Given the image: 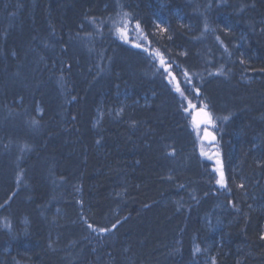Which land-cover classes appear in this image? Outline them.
<instances>
[{"label": "trees", "instance_id": "16d2710c", "mask_svg": "<svg viewBox=\"0 0 264 264\" xmlns=\"http://www.w3.org/2000/svg\"><path fill=\"white\" fill-rule=\"evenodd\" d=\"M124 12L133 23L122 38L116 28L124 26ZM11 19L17 24L5 23ZM22 20L36 31L29 34ZM261 31L264 0H0V110L20 114L12 122L17 129L0 118V156L7 159L0 162V264H181L193 236L206 229L202 218L225 201L217 194L232 193L230 173H262L245 161L258 137L251 123L263 116L264 81L252 90L237 84L246 64L264 65ZM239 34L249 45L239 44L245 62L238 66L228 53ZM221 66L225 74H215ZM120 86L135 90L142 104L131 107L137 112L123 105L124 115H105L108 131L96 134V111L118 106ZM33 96L45 103L44 122L27 106ZM189 101L196 111L207 104L214 118L226 188L216 183L220 165L203 150ZM33 121L35 132L21 128ZM41 123L69 135L52 138L61 132L42 133ZM152 128L161 142L145 141ZM28 135L30 153L4 152L9 139ZM230 209L227 223L187 264H205L208 251L217 264H264V209L237 202ZM94 240L108 243L96 250Z\"/></svg>", "mask_w": 264, "mask_h": 264}, {"label": "bare ground", "instance_id": "6f19581e", "mask_svg": "<svg viewBox=\"0 0 264 264\" xmlns=\"http://www.w3.org/2000/svg\"><path fill=\"white\" fill-rule=\"evenodd\" d=\"M107 1L109 2L110 0H107ZM7 14H9V12H7ZM229 15H230V11L226 12L225 16L222 17V22H226L227 21V17ZM12 20L13 19H11L10 21L9 20H5V23L8 24L10 22L11 26L16 25L17 24L16 21L15 20L12 21ZM19 26L25 27L26 29H29V31L27 30L29 32V34H32L33 32L36 31V26H33V24H31L30 21H28V23H27V20L26 21L25 20L20 21ZM9 31L13 34L12 37H17L18 36L17 28L10 27ZM38 36L40 37L39 40H41V38H43L41 31L39 32ZM242 49H243V47L239 46L238 48H236V49L234 48L233 50H231L228 53V55L232 59L231 60V64L236 63V64H238V66L244 64V63H241V60H243V59H240V57H238V54L240 53V50H242ZM221 50L222 49H219L218 51H221ZM233 51H235L234 54H232ZM219 54H221V53L219 52ZM13 55H14L13 59L17 60L18 52L17 51H13ZM257 66L259 68H257L256 66H253V65H247L246 64V66H244V68L238 73V78H237L238 83L237 84L238 85L241 84V85L247 86L246 89L252 90L259 83L263 82L264 81V65H257ZM160 90H165V89H160ZM33 98H34V96L31 97V99H33ZM113 98L115 99L114 96H113ZM174 99H176L175 96L170 93V99L169 100L172 101ZM43 103L41 102L40 98H35V99L29 101L27 106L28 107L31 106V110L34 112V114L37 115L39 118H42V116L46 117V115H47V110H46V107L44 108ZM118 103L119 102L117 100V104ZM141 104H142V101H141V99H139L137 97L136 91L135 90L130 91V96L125 100L124 105H127L131 111L135 112L136 109L131 108V107H133L135 105H139L140 106ZM118 108L120 110H118ZM118 108H117V106H114V109L106 107V106L105 107H98L99 110L96 111V114H95V117H94L95 123L92 126L93 132H95L96 134H98L99 132H100L99 134H105L108 131V128L104 130V126H102V124H101V121H103V118H104L105 115H106V117H111V112L114 115L118 114V112H119L120 116H122V115H124L127 112V108L122 109V111H121V108H123V106H121V108L120 107H118ZM244 109H246V108H242V110H244ZM260 110H261V112H259V114L263 113V116H260L259 114H257L256 113L257 110H246L244 112V113H249V114H255L256 113L257 116L258 115L260 116V117L256 118L255 122L251 123V125H254V127L250 128V134L252 136V133H253V136H258V137L253 142V145H252L253 146L252 147L253 151L249 152V154H248L249 155V157H248L249 159L247 161H245V164H247V162L248 163L253 162L258 169L262 170V173L260 175H258L257 177H252L248 173V171H244L245 170L244 167L241 168V170L238 169V168H235V171L233 173H230V185H233V189H231L232 193L231 194L223 193L221 195V193L219 192L217 194L218 199H220V197H222V199H225L223 204L227 207V210H229L230 207L232 206V204H234L236 202L237 203H243V204L247 203V206H248V204H249L248 201H252V200L255 201V200L259 199L260 197H262L261 194L264 191V159L261 158L260 154L255 152L257 150H262V152L264 154V143H260V141L264 142V135L260 136V135L254 134L257 131H259L261 129H264V109H260ZM19 115H20L19 112L17 110H14V109L13 110H0V118H3L5 120H7V121H5L3 123L8 125L12 129H15L17 127V126H14L12 124V122H14L16 117H18ZM40 120H43V122H44L46 120V118H42ZM24 123H27V122L24 121ZM258 123L262 124V125H260L261 127L258 126ZM33 124L34 123L32 122V125H30V126L22 125L21 128L23 130H29L32 133L33 129H31V126H33ZM37 126L40 127L41 130L43 129L42 133H44V129H47V131H53V132L58 131V132H61L62 136H59V135L55 134L54 137H52V138H58V137H61V138L64 137L65 138L66 136L69 135L68 134L69 131H67V129H57V127L54 126L53 124H50L49 125L50 127L49 126H45L42 123L40 125H37ZM258 127L260 129H257ZM21 128H19L18 130L22 131ZM33 132H35V130ZM30 135H28L27 138L22 137L21 139H15V138L9 139L12 143L8 144V149L6 151H4V152L9 155L11 153H16V151L18 153H20L21 149H22V152H23L24 155L26 154L27 151H28V153H30V151L32 149H31V146L28 143L27 139H29L32 143H34L31 140V136ZM159 136H160V134L158 133V131L156 129L152 128L151 130H149L148 135L145 136V141H148V139H149V141L159 140L161 142L162 140L160 139ZM257 141L259 143L257 145H255V143ZM25 145H27V147H25ZM147 147H149V149H150L149 145H147ZM3 157H4L3 155L0 156V162H2V163H5V161L7 162V159L4 158V160H3ZM171 180L175 181L173 179H171ZM241 184L243 185V187H240ZM214 190H216V188H214ZM216 210H218V207H214L210 214H207L206 216H204L202 218V222H203V224H204L206 229L202 228L201 233H199V235L197 234V236H193L192 251H190V253L185 256V259H184V261H182V263L187 264V261H189V260L192 261L193 260V257H194L195 254L197 255V254L203 252L204 250H202L201 245L205 241H208L209 237L211 236V233H215L217 231V227H216V224H215V219H216L215 211ZM212 221H214V222H212ZM226 221L227 220H225V219H221V221H220V222H222L221 225H224V223ZM21 230L24 233L23 235L26 236L27 235L26 232L28 230V225L26 223L22 222ZM94 241L98 242V243H95V245L92 247L93 249H96V250H99L101 247H104L108 243V242L99 243L100 241H97V240H94ZM197 247H199V249H200L199 252L196 251ZM209 252H211V251H208L205 254H203V253L202 254L204 256H209L211 258V261H213V259L215 257L213 256V254H210ZM7 253H10V251L7 250ZM262 261H263V259L260 258L258 260V262L257 261H254V262H256V264H262Z\"/></svg>", "mask_w": 264, "mask_h": 264}, {"label": "snow or ice", "instance_id": "6c2138e0", "mask_svg": "<svg viewBox=\"0 0 264 264\" xmlns=\"http://www.w3.org/2000/svg\"><path fill=\"white\" fill-rule=\"evenodd\" d=\"M130 17H131V13H128V12L122 13V21H123V25L124 26L116 28V33H117L118 36H120L122 38L127 36L128 25L133 23V21L130 19ZM134 28H135L136 31H141V26H140V23L138 21L134 24ZM205 29H207V24H205ZM162 30L165 31V32L167 31V29H162ZM216 39L219 40L220 38L216 37ZM221 43H223V42L221 41ZM135 47L141 48L142 45L136 44ZM144 51H148V49L145 48ZM151 54L152 53H150V55ZM155 55L159 56V55H161V53H159V51H157L155 53ZM244 62L245 61L241 60V63H244ZM160 63H161V65H163L164 64V60L161 59ZM168 68H171V65H168ZM165 70L167 71V69H165ZM215 74H218V75L225 74L223 72V66H221L219 71L217 73H215ZM185 75H187V73H185ZM189 82H191V81L189 80ZM194 90H195L196 93H199V89L198 88H196ZM176 91L180 92L181 96H184V93L181 91V89H180L178 84L176 86ZM189 105H190L191 109L194 112V115L192 116V122H193V125L195 127V130L197 131V135L198 136L201 135V130L199 128V125L204 124L205 127L202 130L203 139L208 141L210 144H211V142L216 141L215 135L211 131H209V127H215L216 125H215V121H214V118H213L212 114L209 111H207L208 105L207 104H202L199 111H196V105L192 104L191 101H189ZM121 111H122V109H121ZM184 111L188 112L189 108L185 107ZM222 119L227 120L228 117L225 116V117H222ZM33 123L37 124V123H39V121H33ZM25 147H27V145H25ZM202 154H205V153H203V151H202ZM216 163H217V165H220V167H218L216 169V171L218 172V179H216V183L219 184L221 187L226 188L227 187V182H226V178H225V173H224V170H223V165H222L218 155H217V158H216ZM240 187H243V185L241 184ZM13 195H15V194H13ZM88 227L92 228L93 226L91 224H89ZM113 227H115V225ZM93 230L95 231L96 229H93ZM98 231H99V233H106V232L109 231V229L100 228ZM196 251L197 252L200 251L199 247L196 248Z\"/></svg>", "mask_w": 264, "mask_h": 264}, {"label": "rangeland", "instance_id": "374dc122", "mask_svg": "<svg viewBox=\"0 0 264 264\" xmlns=\"http://www.w3.org/2000/svg\"><path fill=\"white\" fill-rule=\"evenodd\" d=\"M240 13V12H239ZM239 13H237V14H239ZM258 32L257 31H252V34L253 35H255V34H257ZM260 34H263V35H261V37H264V33L261 31V33ZM248 36H244L243 34H239L238 35V37H237V42L234 44V48L236 49V48H238L239 47V44H241V45H243V46H246V45H249V41H248ZM259 40V41H258ZM257 41H258V44L260 43V42H262L263 40L262 39H258ZM117 100H118V106H117V108L118 107H120L121 108V106H123L124 105V103H125V100L130 96V92H129V89L128 88H125L124 86H120L119 87V90H118V93L116 94V95H113ZM119 109V108H118ZM204 127H205V125L204 124H201V125H199V128H200V130H201V135L199 136L200 137V139H201V141H202V143H203V150H207V149H209V151H210V155H211V158H213V161H214V164L215 165H217V163H216V156L214 155L215 153H214V149H212V145L211 144H209V142L208 141H205L204 139H203V136H202V130L204 129ZM209 131H210V129H209ZM205 141V142H204ZM207 142V144H208V147H207V145L205 144ZM43 169H47V167L45 166V168H43ZM11 176H12V178H13V174L11 173ZM51 185H54L52 182L50 183ZM63 186V188L65 189V187H67L66 186V183H65V185H62ZM57 189V188H56ZM261 196L262 197H260L259 199H257V200H255L253 203H252V201H248L249 202V204H248V207L251 209V210H254V209H257V208H259V209H264V191H263V193L261 194ZM251 203H252V205H251ZM247 204V203H246ZM250 205V206H249ZM263 205V206H262ZM216 207H218V210H216L215 211V214H216V219H215V224H216V227L218 228V227H220V226H223V225H221V223L222 222H220L221 221V219H225L226 220V218H225V215L226 214H228V210H227V207L223 204V203H217V205H216ZM217 209V208H216ZM212 222H214V221H212ZM227 223V221L224 223V225ZM204 259H205V264H217L216 263V260H214L213 259V261H211V258L208 256H206V257H204Z\"/></svg>", "mask_w": 264, "mask_h": 264}]
</instances>
